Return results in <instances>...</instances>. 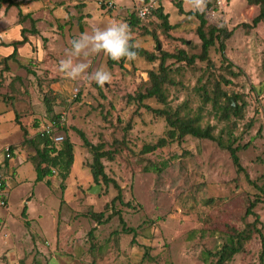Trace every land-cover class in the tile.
<instances>
[{"label":"rangeland","instance_id":"1","mask_svg":"<svg viewBox=\"0 0 264 264\" xmlns=\"http://www.w3.org/2000/svg\"><path fill=\"white\" fill-rule=\"evenodd\" d=\"M105 1L114 3V8L102 7V0L0 2V108L13 116L14 106L27 136L35 138L36 144L27 143L25 149L32 158L37 133L65 114L62 128L67 134L58 133L73 142L82 177L90 176L85 165L92 156L76 131L110 152L112 161L102 162L116 185L110 183L106 189L100 185V193L92 195L88 187L92 180L82 179L70 199L60 189L56 173L47 185L51 178L36 183L31 163H22L15 174L9 171L8 204L0 207V264H215L213 254L228 236L250 233L254 227L262 239L253 232L241 252L225 264H264V203L253 209L257 221L246 215L253 200L264 198V20L252 26L258 7L246 0H228L217 10L211 3L185 0L180 14L175 3L162 1L173 27L165 33L153 13L138 20V30L128 27L130 15L137 17L140 0ZM186 12L203 15L206 33L210 27L232 33L221 40L223 52L219 41H214L206 62L196 59L187 66L175 59L167 61L173 83L166 86L165 107L198 117L200 125L211 126L213 136L224 145L241 147L237 156L243 172H237L229 153L216 141L191 136L142 152L167 131L164 117L147 111L136 99L148 87V73L157 70L159 60L135 56L127 58L123 67H109L108 56L101 52L74 58L89 65L75 80L58 70L73 39L120 22L127 25L134 46L158 58L162 51L200 55L199 20ZM31 18H37V34L31 32ZM142 28L155 33L159 44L141 34ZM22 38L26 41L16 50L12 43ZM14 49L15 58L6 61ZM100 68L111 75L103 86L91 79ZM230 98L242 110L224 117L223 107ZM142 104L153 110L165 108L155 99ZM48 105L52 111L46 115ZM0 126V143L21 139L19 124ZM19 153L24 152H15L16 160ZM73 177L77 185V176ZM117 194L123 204L116 200L111 204ZM25 205L29 228L23 224ZM101 212L102 222L97 223L91 215ZM120 219L134 232L124 233Z\"/></svg>","mask_w":264,"mask_h":264},{"label":"trees","instance_id":"2","mask_svg":"<svg viewBox=\"0 0 264 264\" xmlns=\"http://www.w3.org/2000/svg\"><path fill=\"white\" fill-rule=\"evenodd\" d=\"M0 2H8L9 0H0ZM145 0L143 1V3ZM183 1L175 2L178 12L180 14L184 13L182 10ZM247 5L249 6H257L259 11L256 17L252 20V26H256L261 21L264 20V0H246ZM12 5H17L13 4ZM103 0L101 2V6L104 7ZM209 6V4H206ZM18 6V5H17ZM154 16L158 20L161 21L160 27L163 29V31L166 33L170 31L173 27L168 22V15L163 13V8L161 6L155 8V10L152 12ZM186 14L194 15L199 20V25L196 29V34L201 41V53L197 56H187L186 53L183 51H178L176 54H170L167 52H160L159 58L146 51L143 48L136 47L133 44V38H130V46L131 50L135 53V56L142 57L148 61H154L159 60V65L156 71H150L148 73V87L144 89V92H138L136 95V99L141 105H143L144 108H146L147 111L153 112V114L164 117L167 131L164 135V137L158 139V141L151 146H144L142 149L143 153H149L156 149L164 148L170 143H180L186 136H191L196 139L201 140H210V141H216L218 146L222 149H225L231 158L232 164L236 168L237 172H243V168L240 165L239 158L237 156V153L241 150V147L236 146L232 147L231 145H224L220 139H217L213 136V130L211 126L202 127L199 123L198 117H190L188 114H180L179 111H171L169 108H166V86L172 85V80L169 78V73L172 72V69L166 65L167 61L170 59H175L176 62H184L187 66L194 65V62L196 59H199L202 62L208 61V53L210 47L213 46L214 41L218 40L220 43L219 50L223 52V44L221 42L222 39H227L231 35L232 32H226L224 29L216 28V27H210L206 33V21L203 18L202 14H198L194 12L193 14L191 12H186ZM25 15L23 18H26ZM29 17V16H28ZM138 17V16H137ZM134 15H130V19L128 21V27L129 28H137L139 27V19ZM35 20L31 19L32 29L31 32L33 34H37L36 29L34 28ZM25 32L24 29H22L21 35H23ZM141 34L149 35L152 40L159 44L158 37L155 35V33L150 32L144 28H142ZM26 40L25 38H22L18 42L12 43L14 48L17 50L16 46L18 44L24 43ZM13 50L11 55L7 56L5 60L8 59H14L16 56L17 51ZM222 60L226 59L224 57V54H221ZM126 57L121 58L119 60H113L110 57H108V65L109 67H112L113 65H118L120 67H123L124 62L126 61ZM206 95V94H205ZM204 95V96H205ZM148 99H155L158 103H161L165 108L161 110H153L151 107L142 104L144 100ZM234 99H236L234 97ZM44 100V99H43ZM227 100V98H226ZM46 102V101H45ZM45 110V114L47 115L49 112L52 111V108L50 105ZM241 108L238 106L232 107L229 105L228 101L225 102L223 107V112L226 114L224 117H228L227 114H237L241 112ZM57 120V119H56ZM33 124L34 128L38 127V123ZM20 129L23 133H26L27 131L20 126ZM63 132L67 134L66 129H63ZM61 130V131H62ZM76 133L79 135V137L82 139V145L83 147L87 148L89 152L91 153V162L88 163V165H85V168L88 169L89 174L91 176L92 182L95 185H103L106 188H108V185L110 183H113L114 186L115 183L111 178H109L104 169V164L102 162L103 159H108V161H112V156L109 151H107L103 144H96L93 145L90 142L87 141V139L84 137V135L80 131H76ZM37 145L35 147V154L32 155V158H29V161L32 163L34 170L36 172V181L40 182L44 179L51 178L54 176V173L60 178V189L63 191L65 189V182L70 178L71 169L73 167V164L75 162L76 156L74 152V144L72 141H70V138L68 135L65 136L63 141L59 144H55L51 136L46 134L43 130L37 133ZM27 141V142H26ZM25 142V143H24ZM27 143H30L31 146L36 144L35 138L31 140L30 137L24 139V141L21 142V145H27ZM25 145V146H26ZM245 147V146H243ZM15 146L11 147L9 149L10 154L12 153L11 150H15ZM46 184L49 185L50 183L48 180L46 181ZM5 191V189H4ZM6 192V191H5ZM119 201L120 204H123L121 195L117 194L115 198L112 199L111 204L114 203V201ZM259 203H264V198L260 199L257 198L253 200L246 211V215H251L255 217V221H257L258 217L254 213L253 209L258 205ZM126 206H129V204H126ZM23 215H25V212H23ZM103 217L102 212L97 214H92L91 218L94 220H97V223H101V218ZM107 219L104 221L106 222ZM120 223L122 225V231L124 233H133L134 231L131 229H128L126 226L123 225V220L120 219ZM264 227V224L262 225ZM253 232H255L259 237L262 239V235L260 233V230L256 227L253 228V230L250 233H236L232 236H228L225 243L221 246L220 250H218L215 254H213V257L216 258L215 264H225L226 262H229L231 258L240 253L242 250V244L244 241L251 238ZM262 244L264 245V242L262 240ZM264 252H262L261 258H263ZM262 260V259H261ZM262 264V262H261Z\"/></svg>","mask_w":264,"mask_h":264},{"label":"clouds","instance_id":"3","mask_svg":"<svg viewBox=\"0 0 264 264\" xmlns=\"http://www.w3.org/2000/svg\"><path fill=\"white\" fill-rule=\"evenodd\" d=\"M130 34L123 22L112 23L103 29H95L91 34L82 33L71 41L70 54L59 61L58 70L68 79L75 80L85 74L89 65L78 62L74 58L90 54L104 53L113 60L131 58L135 53L131 50ZM68 51V53H69ZM91 79L99 86H103L111 79V75L103 68L91 74Z\"/></svg>","mask_w":264,"mask_h":264},{"label":"crops","instance_id":"4","mask_svg":"<svg viewBox=\"0 0 264 264\" xmlns=\"http://www.w3.org/2000/svg\"><path fill=\"white\" fill-rule=\"evenodd\" d=\"M143 1L144 0H140L139 2L140 3H143ZM114 4V3H113ZM161 7L163 8V5H161ZM52 9V8H51ZM163 12H164V10H163ZM31 17H32V14H31ZM31 19H33V20H35V23H36V20H37V18H31ZM12 106V105H11ZM10 110L12 111V114H13V116H10L9 115V113H11V112H9L8 113V115H6V111L7 110H5L4 108L3 109H1L0 108V125H4V124H6V125H11L13 122L16 124V125H18L19 124V128H20V126L21 127H23L24 129L26 128L25 127V125H23L22 124V120L20 119V115L16 112V109L14 108V106H12V108H10ZM3 128H1V126H0V131L2 130ZM22 131V130H21ZM27 133H28V129H27V132L26 133H23L22 132V137H21V139L19 140V141H15V142H3V143H0V151L1 150H4L5 148H8V149H10L11 147H13V146H15V150H11V154H10V159L9 160H5L4 161V163H3V168H2V171H3V174H4V177H5V183H6V185H5V191L7 190V186H8V184H7V177H8V172L9 171H12V172H14V174H15V171H17V168L19 167V166H21V165H23L24 163H31L30 161H29V158L31 157V154H29V153H31V152H28L26 149H25V145L23 146V145H21V142L22 141H24V139H26V138H28V136H27ZM31 137V136H30ZM20 150H22L24 153L23 154H21V153H19V156H18V159L16 160L15 159V152H18V151H20ZM26 152H27V154H26ZM23 163V164H22ZM32 164V163H31ZM80 159L78 158V157H76V159H75V162H74V164H73V167H72V169H71V173H70V178L67 180V182H65L64 184H65V189L63 190V192H66L67 193V195L69 196V198L70 199H72V196H73V189H75V188H77V186H78V183L80 182V180H82V181H84V180H86L88 183L90 182V180H92L90 177L91 176H89V177H85V179H84V177H82V176H84V174H83V172L80 170ZM33 166V165H32ZM77 176L76 178L77 179H75L76 181H77V185H76V182L74 181V179L72 180L71 178H74L73 176ZM46 179H44L43 181H40V182H44ZM51 180H53L52 179V177H51V179H50V181H48L50 184L49 185H51V183L53 182V181H51ZM47 181V180H46ZM40 182H36V183H40ZM59 183V181H57V183H56V186L58 187V184ZM83 183V182H82ZM93 183V182H92ZM84 184V183H83ZM75 185V186H74ZM95 184H90V185H88V187H90L91 188V186H94ZM72 188V189H71ZM5 200H6V205L8 204V201H7V195H6V192H5ZM27 205V204H26ZM25 205V206H26ZM8 206H6V209H4L5 210V212H7L8 213ZM28 208H27V206H26V212H25V216H24V222H23V224H25V222H26V225L28 226V228L29 227H31V224H30V220L29 219H31L30 217H29V215H28V210H27ZM22 224V225H23ZM97 229H98V227H97ZM33 242V241H32ZM32 245H35V244H32ZM86 259V257L84 256V258H83V260H85ZM75 260H77L76 258H75ZM94 259L92 258L91 259V263H93L94 261H93Z\"/></svg>","mask_w":264,"mask_h":264},{"label":"built area","instance_id":"5","mask_svg":"<svg viewBox=\"0 0 264 264\" xmlns=\"http://www.w3.org/2000/svg\"><path fill=\"white\" fill-rule=\"evenodd\" d=\"M162 1L168 2H179L185 0H145L144 3L137 9V16L139 18H145L150 15L155 8L161 6ZM202 2L211 3L212 8H216L217 10L222 9L228 0H201ZM105 5L108 6L109 9H113L114 5L110 1H105ZM66 120V115L61 114L56 121L50 122L46 127H44V132L51 136L52 141L55 144H59L63 141V136H61L58 132L62 130L64 122ZM10 159V151L8 148L0 151V207H4L6 205L5 200V177L2 171L3 163L5 160Z\"/></svg>","mask_w":264,"mask_h":264},{"label":"water","instance_id":"6","mask_svg":"<svg viewBox=\"0 0 264 264\" xmlns=\"http://www.w3.org/2000/svg\"><path fill=\"white\" fill-rule=\"evenodd\" d=\"M228 103H229V105H231L232 107H234V103H233V101H232L231 98L228 100ZM100 188H101L100 185H94V186H92L91 187V190H90V194H92V195L99 194L100 193Z\"/></svg>","mask_w":264,"mask_h":264}]
</instances>
